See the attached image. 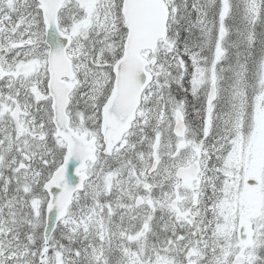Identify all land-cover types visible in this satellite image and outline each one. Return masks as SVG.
Listing matches in <instances>:
<instances>
[{"label":"snow or ice","instance_id":"1","mask_svg":"<svg viewBox=\"0 0 264 264\" xmlns=\"http://www.w3.org/2000/svg\"><path fill=\"white\" fill-rule=\"evenodd\" d=\"M0 264H264V0H0Z\"/></svg>","mask_w":264,"mask_h":264}]
</instances>
